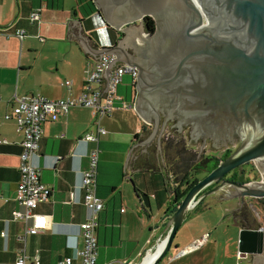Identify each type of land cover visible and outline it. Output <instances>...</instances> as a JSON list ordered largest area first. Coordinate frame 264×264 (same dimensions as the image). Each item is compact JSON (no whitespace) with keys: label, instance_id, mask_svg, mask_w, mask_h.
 Listing matches in <instances>:
<instances>
[{"label":"crops","instance_id":"obj_1","mask_svg":"<svg viewBox=\"0 0 264 264\" xmlns=\"http://www.w3.org/2000/svg\"><path fill=\"white\" fill-rule=\"evenodd\" d=\"M36 10L40 22L30 19ZM71 21L81 23L97 48L114 46L124 36L106 24L94 0H0V141H7L0 142V264H16L22 247L18 236L26 231L23 220L13 219L14 210H23L16 194L24 135L17 132L16 121L5 115L12 111L15 94H41L58 100L85 90V69L93 58L79 40L70 37ZM18 30L25 31L23 38L16 34ZM66 80L72 81L71 92ZM119 95L122 100L116 103L117 109L102 117L100 124L94 109L86 106H73L55 121L44 122L32 162L41 169V181L51 192L38 211L51 216L54 225L26 236L27 264H32L38 253L43 264H56L61 258L75 256V246L83 247L80 225L90 212L84 202L82 177L89 168L90 152L97 148V194L104 202L97 229L98 264H141L156 247L172 215L169 184L173 178L163 155L164 167L160 153L156 159V151L149 150L151 142L135 149L128 163L129 151L145 139L150 125L134 108L137 95L133 78L124 76ZM99 126L105 134L98 133ZM88 132L98 140L81 141ZM144 193L149 195V209L140 198ZM216 224L209 220L187 222L176 243L178 250L159 264H244L243 260L245 264H264V247L262 252H258L260 246L248 253L240 251L242 227L234 226L236 230L227 238L213 233L218 229ZM191 228L194 230L189 234ZM245 228L256 229L254 225ZM203 237L207 239L201 247L178 255ZM72 264H81V260L74 258Z\"/></svg>","mask_w":264,"mask_h":264},{"label":"water","instance_id":"obj_2","mask_svg":"<svg viewBox=\"0 0 264 264\" xmlns=\"http://www.w3.org/2000/svg\"><path fill=\"white\" fill-rule=\"evenodd\" d=\"M106 24L124 32L111 47L97 48L78 21L70 22V37L82 43L95 60L114 55L104 70L108 90L110 71L120 64L136 67L134 108L152 131L128 154L160 139L168 123L189 141H211V148L232 151L184 195L170 216L156 247L141 264H159L170 252L180 227L206 198H264V0H94ZM155 20V30L145 26ZM164 118V120H163ZM163 120V122H162ZM254 162L260 181L240 183L225 178ZM128 166V164H127ZM127 174V167H126ZM213 184H216L213 187ZM210 187V188H209ZM143 205L151 207L148 194ZM206 202V203H207ZM264 247V232L243 228L239 249ZM154 257L146 262L147 257ZM246 255V254H244ZM243 255V257H244Z\"/></svg>","mask_w":264,"mask_h":264},{"label":"built area","instance_id":"obj_3","mask_svg":"<svg viewBox=\"0 0 264 264\" xmlns=\"http://www.w3.org/2000/svg\"><path fill=\"white\" fill-rule=\"evenodd\" d=\"M32 22H40L39 10L31 13ZM16 34L23 38L25 31L18 30ZM114 59V55L105 54L100 60L89 59L85 69V90L78 96L71 93L67 98L53 100L41 94H15L12 111L5 115L6 119L16 121L17 132L24 135L22 152L20 154V181L17 188L16 200L23 210H14L13 219L23 220L26 223L25 235H19L18 240L22 242L16 264H27L29 259L26 253V236L28 234H39L47 229L53 228L52 217L38 211L39 205L50 198L51 192L41 181V169L32 162L33 155L38 151L40 141L43 137V124L47 120L55 121L59 115L66 114L73 106H86L93 108L97 115V123L100 124L102 117L112 114L116 109V103L121 101L119 86L124 76L130 74L133 83H136L138 70L134 66L120 64L116 69L110 71L108 90L104 93L106 79L104 70L108 63ZM65 85L71 92L72 81L66 80ZM96 85V88H93ZM125 107L131 108L124 104ZM99 134H105L106 130L99 126ZM98 140V137L88 132L81 141L88 142ZM0 142H7L1 140ZM100 149L92 150L89 154V168L84 171L82 186L84 190V202L89 209L88 218L80 225L84 241L82 248L75 246V256L64 257L56 264H72L74 258L81 260V264H98V238L97 229L100 224V214L104 209V202L97 194V174L99 166ZM3 196L0 195V198ZM124 211V209L122 210ZM259 231L264 232V224ZM203 237L181 250L178 255L201 247L206 242ZM32 264H43L40 254L32 259ZM112 264V263H105ZM118 264H132V262L121 261Z\"/></svg>","mask_w":264,"mask_h":264},{"label":"rangeland","instance_id":"obj_4","mask_svg":"<svg viewBox=\"0 0 264 264\" xmlns=\"http://www.w3.org/2000/svg\"><path fill=\"white\" fill-rule=\"evenodd\" d=\"M126 77L127 78L129 77V79L132 78L130 74L128 75L126 74ZM174 124H175V121H173L171 124L170 123L167 124L166 129L160 139V146L162 150V155L164 157V162H165V157H166L165 156L166 148L169 146L170 149L167 152V155H169L171 158V156H174V154L176 156L178 149H180L183 146L182 143L184 142L187 144L191 152H193L194 157L198 159L201 158L202 155L204 154H218V155L222 154V151L224 150V146L223 147L221 146L218 148H211L210 147L211 141H207L204 144L203 152L200 155H198L199 151L202 149L203 140L200 138L197 141H189L190 128L186 127L184 131H182L179 134L175 132L174 128H172ZM151 131H152V128L150 125V127L147 129L145 137L149 135ZM159 138L160 136L157 135L155 138L152 139L150 143L152 145L149 147V150L152 149L156 151V145L158 143ZM181 140L183 141L180 142ZM253 167H256L254 162H251V164L245 167L247 171V177L251 180L247 182V184L260 181V177L256 178V172L252 171ZM205 174H206L205 172H202V173H199V176L203 177ZM247 199L249 200L250 203L252 201L254 205L252 204L251 206L250 205L248 206L247 204L243 207L244 212H246L245 218L251 221V222H248L250 223V225H254L256 229H259L264 224V208L261 207L257 199L251 198V197H247ZM207 201H208V198L204 200V203L199 207V209L192 210L189 213L187 219L191 222L208 221V220L211 223L217 222L218 224L216 225H219L218 229L214 228L213 233L216 232V234H219L221 237L227 236V238H229V235L233 230H236L234 226H236V228L242 227V229L248 226L245 218L243 217L241 213L242 207L241 205H239V200L237 198L230 197L226 199H217L212 202H207ZM255 205H258V207H255ZM161 215L163 216L164 212H162ZM189 221H186V223H183V225L178 230L176 237L174 239V244L170 252L168 253V255H171L172 253L178 250V248L176 247L177 240L181 238L183 230L185 228V224H187V222ZM192 230H194V228H191L189 230V234H191ZM213 237L214 236H212V238ZM242 263L245 264L246 261L243 260Z\"/></svg>","mask_w":264,"mask_h":264},{"label":"trees","instance_id":"obj_5","mask_svg":"<svg viewBox=\"0 0 264 264\" xmlns=\"http://www.w3.org/2000/svg\"><path fill=\"white\" fill-rule=\"evenodd\" d=\"M90 1V0H89ZM145 26L149 31H154L156 28L155 20L152 17H146L145 19ZM181 140L180 142H182ZM183 146L178 149L177 154L175 156L167 155L169 151V146L166 148V157H165V167L168 171L170 178H173V181L169 184L172 189V205L173 209L170 211L173 213L176 209L178 204H180L182 198L187 193V191L200 179L199 173L201 170L207 169L208 171L214 169L224 158H226L229 153L218 156V155H203L200 159L195 161L194 154L191 152L187 144L184 142L182 143ZM167 158V159H166ZM252 171L256 172V178H258L257 168L253 167ZM170 172V173H169ZM230 180H234L240 183H247L251 181L247 177V171L245 168H237L230 173ZM259 204L261 207L264 208V198L258 199ZM204 203H200L195 209H199V207Z\"/></svg>","mask_w":264,"mask_h":264},{"label":"flooded vegetation","instance_id":"obj_6","mask_svg":"<svg viewBox=\"0 0 264 264\" xmlns=\"http://www.w3.org/2000/svg\"><path fill=\"white\" fill-rule=\"evenodd\" d=\"M148 17V16H147ZM168 139V138H167ZM232 151H234V149H232L231 148V146L229 147L228 146V148H226V147H224V150L222 151V154L221 155H218V154H214V155H218V156H223V155H225V154H227V153H231ZM229 153V154H230ZM204 155H211V154H204ZM203 156V155H202ZM200 159V158H199ZM198 160V158H195V161H197ZM249 164H251V162L250 163H247V164H245V165H243L242 167L243 168H245L247 165H249ZM241 167V168H242ZM240 168V167H239ZM202 172H205L206 174L208 173V170L207 169H204V170H201V172L200 173H202ZM231 173V172H230ZM230 173L229 174H227V176L225 177V178H229L230 177ZM205 174V175H206ZM199 175V174H198ZM204 175V176H205ZM200 177V176H199ZM202 177H200L199 179H201ZM216 184H213L212 186H210V187H213V186H215ZM209 187V188H210ZM255 199H257V201H258V198H255ZM248 204V206L250 205H252L253 204V202L251 201V203L249 202V200L247 199V197L244 199V200H239V205H241V213H242V215H243V217L245 218L246 217V212H244V210H243V207L245 206V205H247ZM254 205V204H253ZM255 207H258V205H255ZM245 220H246V223L248 224V225H250V223H248V222H251V221H249L248 219H246L245 218ZM256 228V227H255Z\"/></svg>","mask_w":264,"mask_h":264},{"label":"bare ground","instance_id":"obj_7","mask_svg":"<svg viewBox=\"0 0 264 264\" xmlns=\"http://www.w3.org/2000/svg\"><path fill=\"white\" fill-rule=\"evenodd\" d=\"M154 257V254H150L148 257H147V260L146 262H148L150 259H152Z\"/></svg>","mask_w":264,"mask_h":264}]
</instances>
